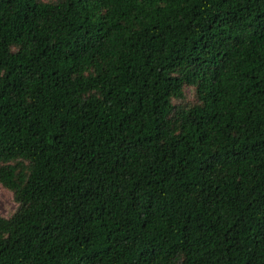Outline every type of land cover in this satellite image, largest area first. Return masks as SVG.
Wrapping results in <instances>:
<instances>
[{
  "label": "trees",
  "instance_id": "16d2710c",
  "mask_svg": "<svg viewBox=\"0 0 264 264\" xmlns=\"http://www.w3.org/2000/svg\"><path fill=\"white\" fill-rule=\"evenodd\" d=\"M0 264H264V0H0Z\"/></svg>",
  "mask_w": 264,
  "mask_h": 264
},
{
  "label": "rangeland",
  "instance_id": "374dc122",
  "mask_svg": "<svg viewBox=\"0 0 264 264\" xmlns=\"http://www.w3.org/2000/svg\"><path fill=\"white\" fill-rule=\"evenodd\" d=\"M17 208L18 204L15 202L12 193L0 184V215L9 216Z\"/></svg>",
  "mask_w": 264,
  "mask_h": 264
}]
</instances>
